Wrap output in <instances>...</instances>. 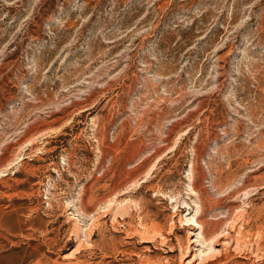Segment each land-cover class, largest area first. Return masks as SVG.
I'll return each instance as SVG.
<instances>
[{
  "label": "rangeland",
  "instance_id": "obj_1",
  "mask_svg": "<svg viewBox=\"0 0 264 264\" xmlns=\"http://www.w3.org/2000/svg\"><path fill=\"white\" fill-rule=\"evenodd\" d=\"M205 263L264 264V0H0V264Z\"/></svg>",
  "mask_w": 264,
  "mask_h": 264
},
{
  "label": "bare ground",
  "instance_id": "obj_2",
  "mask_svg": "<svg viewBox=\"0 0 264 264\" xmlns=\"http://www.w3.org/2000/svg\"><path fill=\"white\" fill-rule=\"evenodd\" d=\"M198 226H199V229L201 230V233H200V235H201V239H202V240L206 239V237H205V229H204V226L201 225V224H198ZM205 264H208V263H205Z\"/></svg>",
  "mask_w": 264,
  "mask_h": 264
}]
</instances>
